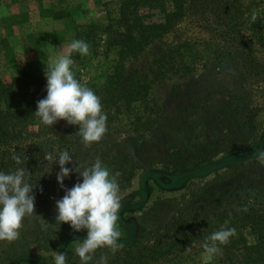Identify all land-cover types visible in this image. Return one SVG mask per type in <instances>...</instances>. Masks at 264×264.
Wrapping results in <instances>:
<instances>
[{"label": "trees", "instance_id": "trees-1", "mask_svg": "<svg viewBox=\"0 0 264 264\" xmlns=\"http://www.w3.org/2000/svg\"><path fill=\"white\" fill-rule=\"evenodd\" d=\"M94 6L96 13L101 15L103 24H83L72 29L73 40L86 41L90 46V54L81 56L78 52L72 53L74 64L71 70L77 79L75 69L87 65L99 54L100 38H104V50L113 53L114 61L107 68L104 82L89 88L100 98L107 120L119 112L131 111L133 104L145 98L147 85L141 81L135 70L125 67V62L136 60L145 49L171 33L183 20H189L197 28L211 33L216 41L229 42L233 49H237L234 53L243 48L246 49V56L251 58L255 46L259 51H264V0H95ZM254 10L258 16L252 22L251 15ZM45 13L55 18H69L65 8H47ZM16 22V16L1 18L0 27ZM192 46V43L180 41L171 47L158 50L150 61V72L154 73L155 78L172 74L175 70L188 74L191 72L190 68L176 63L175 60L177 58L182 61L183 56L200 58L201 52L194 51ZM20 49L30 58L19 64L16 55L21 53ZM19 50L9 46L0 37V57L6 68H15L8 78L6 74L0 73V172L7 174L14 172L17 167H25L32 174L31 182L35 185L33 192L37 190L42 194L47 188H51L56 191V196L63 197L65 189L70 186L64 180L63 188L59 187L57 179L53 180L54 183H46V167L52 164L44 159L45 154L52 152L55 156L57 150H67L74 159L73 153L85 150L84 160L90 157L87 149L90 146H85L82 138L76 134L79 128L72 129L78 125H68L61 120L52 127L46 126L34 115L37 102L47 95L44 63L47 48L40 34L31 33L24 38ZM222 56L224 54L220 51L215 58L218 60ZM226 102L218 108L221 115L231 113L230 109L225 108ZM250 118V123L233 131L222 124L221 128L228 133H234V136L230 134L223 138L227 137L230 144H243L244 141L237 139L241 136H248L246 140H249L248 133L255 132L254 122ZM211 120L205 121L202 126L205 132H209L207 135L218 133V124L221 123L216 114L211 116ZM65 123L69 128L60 130L59 127ZM220 142L217 137L212 140L202 137L197 143H185L182 147L188 148L193 154L198 155L200 148L207 153H202L201 158L187 161L181 169H175L171 173L149 170L140 174L136 189L122 203L117 228L121 232L124 252L112 264H152L165 256L179 253L188 244L199 245L196 251H204L202 244L205 238L218 231L226 221L227 227L234 228L236 234L227 245L221 246L222 255L216 256L213 261L218 264H264V201L261 199L264 196L260 197V193L264 194V180L260 181L258 188L234 187L231 190L228 185L224 188H216V184L209 186L201 197L203 205L194 209L184 208L181 214L175 215L173 222L162 227L164 232L158 240L142 246L134 254L130 252L143 238L150 235L146 233V223L136 222L130 215L144 208L152 185L161 191H177L192 179L203 178L217 170L249 162L257 158L260 151H264V129L257 141L247 149L226 152L213 160L212 157L219 152H213L215 144ZM97 145L93 143L91 146ZM14 152L22 156L21 165L11 159ZM53 166L56 178L60 169L58 163ZM122 176L127 182L131 178L124 173ZM245 208L246 211L243 210ZM52 222L49 220L50 225L55 224ZM56 228L52 243L48 242L53 246L49 252L66 253L67 264H72V245L77 241L82 242L87 231L74 232L66 223L58 224ZM25 241L26 244H31ZM37 244L39 243H35ZM24 246V250L28 251L26 245ZM27 254L25 251L17 252L10 264H55L52 255L41 258Z\"/></svg>", "mask_w": 264, "mask_h": 264}, {"label": "rangeland", "instance_id": "rangeland-1", "mask_svg": "<svg viewBox=\"0 0 264 264\" xmlns=\"http://www.w3.org/2000/svg\"><path fill=\"white\" fill-rule=\"evenodd\" d=\"M94 2L95 0H0V19L9 16L17 17L15 24L0 27V37L5 39L9 46L19 50L28 34H40L47 48L44 63L48 66L53 60L66 53L73 40L74 27L83 24H103L101 15L95 11ZM47 8H65L69 18H55L48 15L45 13ZM69 20L70 23H68ZM100 39L99 54L87 65L75 69L78 75L77 80L88 88L104 82L107 68L114 61L113 53L104 50V38ZM180 41L192 43V49L201 52L200 58L183 56L182 61L176 58V63L187 65L191 72L184 74L175 70L172 74L167 73L165 76L155 78L154 73L150 72L152 57L158 50L171 47ZM235 50L237 49H233L229 42L216 41L211 33L197 28L189 20H183L171 33L145 49L136 60L125 62V67L135 70L141 81L147 85L145 98L133 104L131 111L119 112L107 120L104 138L94 143L98 144L97 146L87 148L90 151V157L83 160L85 150L73 153L74 163L66 167L75 169L78 166L83 169L93 164L99 157L110 172L120 173L119 196L123 203L127 195L136 189L142 172L152 170L171 173L175 169H181L187 161L201 158L202 153H207L200 148L198 153L200 156L197 153L193 154L188 148L182 147L185 143H197L202 137H207L208 140L217 137L221 142L215 144L213 152L215 150L219 152L212 157L213 160L226 152L250 147L264 129V51H259L255 46L254 53L249 58L246 56V49L239 48L238 53H234ZM220 51L224 56L216 60L215 56ZM19 52L21 53L16 55L17 63L20 64L30 58L29 55L22 53L21 49ZM227 53L231 54L225 56ZM176 63L175 65H178ZM14 69L6 68L0 57L1 74H6L8 78L14 73ZM223 102H226L225 108L230 109L231 113L221 115L218 108ZM213 114L218 116L221 123L218 124V133L207 135L209 132H205L202 126L205 121H212ZM249 118L255 125V132L248 133L249 140H246L248 136L236 137L244 143L230 144L227 137L223 138L230 134L234 136V133L225 131L221 128L222 124L233 131L250 123ZM67 128L69 126L66 123L59 127L60 130H67ZM76 128L78 126L72 127V129ZM200 134L204 136L201 137ZM176 152L179 153L176 155ZM46 168H48L46 183H54L56 180L54 166L50 165ZM123 173L131 177L128 182L124 180ZM64 180L65 184L70 186L68 189L77 182H82L79 173L75 171ZM261 180H264V165L255 158L246 163L217 170L206 177L192 179L177 191H161L150 184L152 191L144 208L130 215V218L136 222H145L146 233L150 235L143 238L130 252L134 254L142 246L158 240L164 232L162 227L173 222L175 215L181 214L184 208L194 209L203 205L204 201L201 197L209 186L216 184V188H224L228 185L231 190L258 188ZM55 192L47 188V191L42 194L37 190L32 193L35 196V216L24 218L17 241L0 242V264L13 263L19 251H25L28 256L34 255L41 258L52 255L55 260L54 253L49 252L53 249L49 243H52V235L54 231L56 232L58 225L55 204L62 198L56 196ZM261 196L264 194L260 193ZM261 199L264 201L263 198ZM40 217L47 223L52 220V223L57 225L52 224L44 228L41 226ZM23 238L31 244H26ZM35 243L39 244L35 245ZM24 245L28 251L24 250ZM72 246L75 249L76 244ZM199 247V245L188 244L179 253L165 256L152 264H218L213 260L206 261L204 251H196ZM74 249L72 264H81L79 257L74 254ZM123 252L124 249H120L112 255L106 248L99 249L94 260H99L100 255L105 254L108 255V264H112L116 258L122 257Z\"/></svg>", "mask_w": 264, "mask_h": 264}, {"label": "clouds", "instance_id": "clouds-1", "mask_svg": "<svg viewBox=\"0 0 264 264\" xmlns=\"http://www.w3.org/2000/svg\"><path fill=\"white\" fill-rule=\"evenodd\" d=\"M254 10L252 22L257 19ZM78 52L81 56L90 54L89 44L82 39H74L65 54L59 56L46 66V97L37 102L35 116L46 126H53L58 121L68 125H78V134L85 146L100 142L107 131V116L104 114L100 98L93 90L82 85L71 70L74 64L71 55ZM11 159L17 165L23 158L13 153ZM44 159L52 165L58 163L57 183L63 188L64 179L75 171L82 182H77L71 189H65L64 196L55 204L56 223L69 224L74 232L87 231L86 238L77 241L74 254L81 264H108V255L101 254L94 260L99 249H108L114 255L124 247L121 232L117 228L122 201L119 196V172H110L99 157L90 166L83 169H71L66 165L74 163L67 150H57L45 154ZM257 159L264 165V151L258 153ZM32 174L25 167H17L14 172H0V242L12 243L20 237L23 220L35 216V196ZM246 211L247 209H243ZM39 217V216H38ZM41 226L50 224L40 217ZM236 234L234 228L227 227V221L218 231L212 232L202 244L206 261H212L222 255L221 246L227 245ZM53 239L55 237L53 236ZM190 250V249H189ZM55 264H67L66 253L54 252Z\"/></svg>", "mask_w": 264, "mask_h": 264}]
</instances>
